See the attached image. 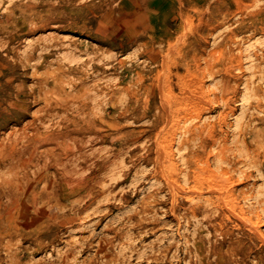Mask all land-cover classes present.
<instances>
[{
    "label": "rangeland",
    "instance_id": "rangeland-1",
    "mask_svg": "<svg viewBox=\"0 0 264 264\" xmlns=\"http://www.w3.org/2000/svg\"><path fill=\"white\" fill-rule=\"evenodd\" d=\"M0 107L71 132L66 217L3 198L0 264H264V0H0Z\"/></svg>",
    "mask_w": 264,
    "mask_h": 264
},
{
    "label": "bare ground",
    "instance_id": "bare-ground-1",
    "mask_svg": "<svg viewBox=\"0 0 264 264\" xmlns=\"http://www.w3.org/2000/svg\"><path fill=\"white\" fill-rule=\"evenodd\" d=\"M127 18V17H126ZM168 34V33H167ZM165 38V37H164ZM87 63V62H86ZM63 73V72H62ZM46 82V81H45ZM83 85V84H82ZM75 86V85H74ZM81 86V85H80ZM61 87V86H60ZM45 94H48V90L44 89ZM81 90V89H80ZM89 90V89H88ZM98 90V89H97ZM84 91V90H83ZM59 92V91H58ZM66 92V91H65ZM85 92V91H84ZM82 92V93H84ZM54 93V92H52ZM60 93V92H59ZM71 94V92H70ZM73 94V93H72ZM81 94V93H79ZM91 94V93H90ZM40 95V94H39ZM63 95V94H62ZM38 96V95H37ZM69 96V95H68ZM83 96V95H82ZM58 97V96H57ZM64 97L65 93H64ZM73 97V96H72ZM12 98V97H11ZM41 98V97H40ZM87 98V97H86ZM42 99L44 100L43 96ZM41 99V100H42ZM72 99V98H71ZM80 99V98H79ZM85 99V98H84ZM88 99V98H87ZM82 100V99H81ZM79 100V101H81ZM40 101V100H37ZM88 101V100H87ZM86 101V102H87ZM42 102V101H41ZM71 102V101H70ZM84 102V101H83ZM27 103V102H26ZM46 103V102H45ZM48 110H44L45 112L40 115L38 118L40 121L46 120V115L51 116L52 111H54V106H52V101L48 100ZM88 103V102H87ZM86 103V104H87ZM13 104V103H12ZM63 107L64 110L67 108L66 101L63 100ZM82 104V103H81ZM80 104V105H81ZM85 104V105H86ZM83 105V104H82ZM12 105H10L11 107ZM14 106V107H13ZM13 110L17 109H24L27 111V107H24V101L21 102L16 101L13 105ZM69 107L71 105H68ZM62 107V106H61ZM1 108V107H0ZM43 108V107H42ZM78 108V107H77ZM81 108V107H80ZM85 108V107H84ZM5 110H8L9 107H5ZM79 109V108H78ZM82 109V108H81ZM10 110V109H9ZM12 110V111H13ZM43 109H41L42 111ZM58 110V109H57ZM56 110V111H57ZM62 110V109H61ZM86 110V109H85ZM1 111V110H0ZM20 111V110H19ZM39 111V109H38ZM21 112V111H20ZM73 112V110H72ZM77 112V111H76ZM87 112V111H86ZM85 112V113H86ZM10 113V112H8ZM25 113V112H23ZM41 113V112H40ZM57 114V113H56ZM55 114V115H56ZM2 115V114H1ZM66 116V115H65ZM73 116V115H72ZM59 117V116H58ZM76 117V116H75ZM61 118V117H60ZM35 119V120H36ZM68 119V118H67ZM67 119L63 118L62 121V132L58 133L57 135H49V134H42L39 133L38 130L33 131L32 133H28L24 131L22 135L16 134L14 137H10L8 141L1 142L0 141V201L3 198H7L8 202L10 201L12 204H18L19 201L22 200V196L24 195L25 199L28 202L27 208L30 209V212L35 214L36 218L46 216L47 210H52L56 207L61 209V216H65L67 214V208L65 205V201L67 199L66 196H63L62 199L58 194L57 184H68L69 179V161H70V154L69 149L67 145V139L69 136V130ZM78 119V118H77ZM12 120V119H11ZM15 120V119H14ZM17 120V119H16ZM60 121V122H61ZM81 121V120H80ZM88 121V120H86ZM91 121V120H90ZM10 122V121H9ZM18 122V121H17ZM83 122V121H82ZM81 122V123H82ZM32 123H34L32 121ZM36 123V121H35ZM76 123V122H75ZM74 123V125H75ZM89 122H86V124ZM30 124V123H28ZM70 124V122H69ZM79 125V124H77ZM81 125V124H80ZM90 125V124H89ZM30 126V125H29ZM32 126V125H31ZM35 126V125H34ZM33 126V127H34ZM27 127V126H26ZM36 127V126H35ZM39 127V126H38ZM1 128V126H0ZM28 128V127H27ZM31 128V127H30ZM41 128V127H40ZM81 128V127H80ZM94 128V126H93ZM19 129V128H18ZM76 129V128H75ZM79 129V128H78ZM25 130V129H24ZM45 130V129H44ZM48 130V129H47ZM93 130V129H92ZM95 130V129H94ZM28 131V130H27ZM42 131V130H41ZM85 131V130H84ZM83 131V132H84ZM51 132V131H50ZM81 132V134L83 133ZM1 133V132H0ZM22 133V132H21ZM53 133V132H52ZM94 133V132H92ZM99 135V133H98ZM11 136V135H10ZM86 137V136H85ZM97 137V136H96ZM8 138V137H7ZM84 138V137H83ZM100 138V137H99ZM7 140V139H6ZM74 140V139H72ZM78 140V139H77ZM4 141V140H3ZM20 142H23V147L18 148V144ZM69 142V141H68ZM82 142V141H81ZM80 144V143H79ZM82 144V143H81ZM20 147V146H19ZM36 147V151L32 150L30 152L31 154H28L29 157L25 156V153H29L31 151V148ZM72 147V146H70ZM42 148V149H40ZM34 149V148H33ZM72 154H75L74 151ZM79 156V155H78ZM204 156V155H203ZM81 157V156H80ZM74 160V159H73ZM72 160V161H73ZM77 161V160H76ZM77 165V164H76ZM57 166L58 172L60 173L59 180H55L51 178L52 174H50V167ZM74 167V165H73ZM32 168H37L36 171L31 172ZM43 168L48 169V173H46V176L41 174L40 171ZM56 168V167H55ZM56 168V170H57ZM75 168V167H74ZM6 169V171H4ZM72 169V167H71ZM77 169V168H76ZM34 170V169H32ZM60 170V171H59ZM39 172V173H38ZM42 172V171H41ZM55 172V171H54ZM75 172V171H74ZM72 173V171H71ZM48 174V175H47ZM56 175V172L54 173ZM69 174V176H68ZM45 181L47 183L46 188L44 185H42L44 190H38L37 185H34L33 189H30V186L34 183H39L40 181ZM72 181V180H71ZM76 182V180H75ZM45 183V184H46ZM70 184V183H69ZM72 184V183H71ZM69 186V185H68ZM70 188V187H69ZM72 192V191H71ZM7 202V203H8ZM6 203V204H7ZM10 205V204H9ZM17 206V205H16ZM15 206V207H16ZM232 206V205H230ZM229 206V208H230ZM21 207V206H20ZM2 205L0 204V215L3 216L2 218L8 217L9 220H12V218H15V212L13 210L6 212L5 215L2 214ZM8 208V207H6ZM18 209V208H17ZM232 209V208H231ZM7 210V209H6ZM16 210V209H15ZM20 212V211H19ZM20 214V213H19ZM30 214V213H29ZM18 216V215H17ZM49 217L50 214L48 215ZM47 216V217H48ZM30 217V216H29ZM48 217V218H49ZM66 217V216H65ZM20 218V217H19ZM46 218V217H45ZM58 218V217H57ZM3 219V220H4ZM23 220V218H21ZM35 219V218H34ZM144 219V218H143ZM1 220V219H0ZM8 220V219H7ZM20 220V219H19ZM32 220V219H31ZM43 220V219H41ZM56 220V219H55ZM53 220V221H55ZM2 221V220H1ZM5 221V220H4ZM21 221V220H20ZM40 222V221H39ZM2 223V222H1ZM37 223V222H36ZM48 223V221H47ZM39 224V223H38ZM51 224V223H50ZM53 224V223H52ZM55 224V223H54ZM11 225V224H10ZM31 225V222H30ZM35 225V224H34ZM37 225V224H36ZM35 225V227H36ZM41 225V223H40ZM61 225V224H60ZM12 226V225H11ZM10 226V228H11ZM22 226V225H21ZM27 226V225H26ZM42 226V225H41ZM45 226V225H44ZM43 226V228H44ZM52 226V225H51ZM9 227V226H8ZM9 228V229H10ZM13 229V228H11ZM47 229V228H45ZM8 230V228H7ZM26 230V229H25ZM28 230V229H27ZM13 231V230H11ZM10 231V232H11ZM18 231V230H17ZM23 231V230H22ZM5 232V230L1 231ZM8 232V233H10ZM24 232V231H23ZM34 232V231H33ZM39 232V230H38ZM37 232V233H38ZM17 233V232H16ZM25 233V232H24ZM6 234V232H5ZM3 233V237L7 236ZM22 234V233H21ZM1 235V234H0ZM14 235V234H13ZM39 235V234H37ZM18 236V235H16ZM1 237V236H0ZM29 237V236H28ZM22 238V237H21ZM25 238V237H23ZM29 239V238H27ZM9 240V239H8ZM6 242V241H5ZM38 242V241H37ZM37 242H35L37 244ZM34 243V244H35ZM47 243V242H46ZM40 244V242H39ZM1 245V244H0ZM38 246V245H37ZM9 247H11L9 245ZM102 248V247H101ZM2 249V248H1ZM73 249V248H72ZM33 251V249H32ZM16 252V251H14ZM18 252V250H17ZM1 253V252H0ZM65 256V255H64ZM18 261V260H17ZM7 264V263H6Z\"/></svg>",
    "mask_w": 264,
    "mask_h": 264
}]
</instances>
